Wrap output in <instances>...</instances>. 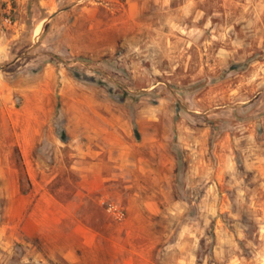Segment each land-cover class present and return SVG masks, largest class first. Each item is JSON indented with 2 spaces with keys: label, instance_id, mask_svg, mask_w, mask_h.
Instances as JSON below:
<instances>
[{
  "label": "rangeland",
  "instance_id": "1",
  "mask_svg": "<svg viewBox=\"0 0 264 264\" xmlns=\"http://www.w3.org/2000/svg\"><path fill=\"white\" fill-rule=\"evenodd\" d=\"M0 264H264V0H0Z\"/></svg>",
  "mask_w": 264,
  "mask_h": 264
},
{
  "label": "trees",
  "instance_id": "2",
  "mask_svg": "<svg viewBox=\"0 0 264 264\" xmlns=\"http://www.w3.org/2000/svg\"><path fill=\"white\" fill-rule=\"evenodd\" d=\"M25 178H27V177L25 176ZM27 183H29V182L27 181ZM21 188H22V192H23V194H26V193L29 192V188H26V187H24V185H23V179H22V181H21Z\"/></svg>",
  "mask_w": 264,
  "mask_h": 264
}]
</instances>
